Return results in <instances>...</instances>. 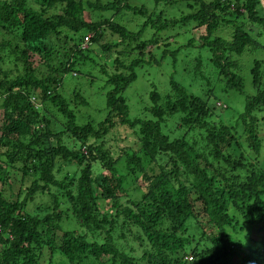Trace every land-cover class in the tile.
<instances>
[{"label":"trees","instance_id":"1","mask_svg":"<svg viewBox=\"0 0 264 264\" xmlns=\"http://www.w3.org/2000/svg\"><path fill=\"white\" fill-rule=\"evenodd\" d=\"M128 1L0 0V52L7 51L16 72H0V184L6 179L4 166L20 173L13 200L4 199L0 191V264H40L44 248L58 253L67 264H189L192 260L191 264H264V167H257L261 141L255 128L259 121L255 114L264 113V57L253 59L247 68L251 94L244 90L237 60L247 49L264 52L252 28L264 32V0H184V14L161 22L160 14L152 19L143 6H130ZM120 11L145 18L130 42L137 41L147 26L158 32L191 25L201 31L199 41L188 39L181 47L206 49L207 57L203 60L197 54L188 59L177 78L169 77L165 93L150 86L149 106L143 109L146 117L133 119L128 118L123 92L136 78L135 69L158 64L167 54L175 62L180 46L171 52L162 50L160 60L150 56L146 63L134 60L127 67L113 60L114 71L128 74L114 72L107 77L105 116L95 126L77 125L58 91L64 76L77 71L76 60L86 59L85 53L100 40L102 27L118 32L122 41L128 36L108 20L85 22L83 14L108 12L116 17ZM224 28L228 38L214 36ZM88 34L87 47L81 49ZM151 43L135 45L139 57ZM42 66L45 71H40ZM216 92L241 97L240 112L223 104L227 111L238 113L233 126L209 122L213 108L208 96L214 102ZM71 100L86 104L78 92H72ZM49 107L62 119V130L54 128L51 119L58 120L49 114ZM168 120L176 121L180 131L198 133L206 156L188 145L184 136L171 138L163 130ZM119 126L132 133L137 149L127 147L113 159L103 143L96 142ZM235 128H241L245 150L252 156H244L240 144L233 142ZM224 149L236 153L235 160ZM210 162L238 172L225 176L226 169L214 168ZM96 167L105 172L100 179ZM61 168L72 172L57 180ZM127 180L141 185L136 186L138 198L123 203ZM36 194L46 195L49 204L29 214L26 205ZM191 194L195 198L190 201ZM100 201L110 202L109 207L99 211ZM193 202L199 204L210 233L189 231L194 227L191 220L196 221ZM63 216L71 218L78 231L62 230ZM256 226L258 237L251 239L246 230ZM128 238L143 249L140 258L129 255L130 247L126 251L116 245L115 241L128 245Z\"/></svg>","mask_w":264,"mask_h":264},{"label":"rangeland","instance_id":"2","mask_svg":"<svg viewBox=\"0 0 264 264\" xmlns=\"http://www.w3.org/2000/svg\"><path fill=\"white\" fill-rule=\"evenodd\" d=\"M184 0H129L128 4L130 6L139 7L143 6L147 13L152 14V19L156 17L157 14H160V22L163 19L170 20L176 19L181 14H184L186 11L184 9ZM115 15L110 13H102V12H86L83 14V19L85 22H94L98 23L103 20H108L110 24H116L118 28H121L128 34L127 39H121L118 36V32L110 31L105 27H102V35L100 40L97 42V45H92L88 53H85L86 59L81 62L77 59V63L75 65V69L77 71L70 72L69 75H65L61 86L59 88V93L63 96V98L68 102L71 111L73 112L74 121L77 125H82L85 123H90L92 126L96 125L100 122L105 116L106 110L104 105V97L105 93L110 89L108 85L105 84L107 77L113 75V73H121L123 75H127V70L117 69L114 71V66L112 61L117 59L124 67H127L131 61L134 60H142L144 63L148 61V57L153 56L154 59L160 60V53L162 50H167L168 52L173 51L174 49L179 48V56L176 57L175 62H172V58L170 55H166L158 64H143L142 67L136 68L134 73L136 78L129 86L124 90L123 97L125 99V103L128 108V118H145L146 113L144 112V108L149 106V101L147 98V94L151 91L150 86H153L159 94L165 93L167 91V81L169 77L172 75L177 78V75L184 69V65L186 61L192 59L197 54H200L203 60L207 57L206 49L198 48L197 46H191L189 48L181 47L184 45L188 39H193L195 42L199 41V36H201V31L192 29L193 27L187 26L186 28H167L163 31L156 32L155 29H152L150 26L145 28V31L142 32L137 41L130 42L129 38L132 34H135L142 24L145 22V18L139 15H133L131 12H119L116 17ZM158 22V21H157ZM253 28V36L258 44L264 46V32L260 31V28ZM201 30V29H200ZM220 36L224 39L229 37L227 29L224 28V31H217L214 33V36ZM70 36V34H69ZM85 36V35H84ZM90 37V34H88ZM156 37H158V41L155 42ZM6 37H3L1 40H5ZM8 40V38H7ZM151 40L153 43L151 45H147L142 49V57H139V51L135 49V45L138 44L139 41ZM119 42V43H118ZM114 44H118L116 47ZM167 44L165 48L162 46ZM67 45L70 46L71 43L67 42ZM89 45V44H88ZM102 46H109L108 51H103L101 49ZM113 46V47H112ZM86 45L81 46V49H85ZM249 48V47H248ZM255 52H249L247 49L242 55V57L238 58L242 69L241 76L244 80V90L248 94L250 92L249 89V77L247 75V68L251 65L253 59L264 57V52L260 50H254ZM183 56V57H182ZM13 62L11 56H8L7 51L0 52V72L10 71V75H15V68L12 66ZM40 71H45V68L40 67ZM1 77V76H0ZM190 78V79H189ZM188 80L192 78L189 77ZM261 82H264V77H262ZM264 85V83H263ZM202 88H204L202 86ZM206 89V88H204ZM72 92H78L83 100L86 101L85 105H80L78 103L72 104L71 95ZM199 93V92H198ZM209 97L210 106L213 108L210 111V119L209 122L217 125V123H221L224 127L233 126V121L235 119L236 113L241 111V97L233 92H227L225 94L215 93L214 98L216 100L213 101V98ZM218 100V101H217ZM208 101V102H209ZM226 104L229 109H236L235 112L227 111L224 108ZM50 112V115L56 116L58 121L54 122V128L59 131L61 129L62 119L58 117L53 109L50 107L47 108ZM47 115V114H46ZM48 117V115H47ZM255 117L259 120L256 123L257 134L261 141V148L259 151V155L257 156V167H264V113H256ZM60 121V122H59ZM176 121L168 120L164 124V131L169 134L171 138H176L179 136H184V141L188 145H192L193 149L206 156L205 144L204 140L198 133H192L191 131L185 133L184 130L176 129ZM231 134H233V142L236 139V142L240 144L241 151L244 150V156H252L245 150L246 145L244 141V135L242 134L241 128H235L231 130ZM63 143H66L65 137H62ZM135 139L132 133L126 129L125 127H117L112 129L105 137H103L98 143H103L102 148L107 149L109 151L110 156L114 159L117 155L120 154L122 150L127 147H131L130 149L136 150L137 145H134ZM232 142V143H233ZM234 149V148H233ZM225 154L230 155L231 157L236 158V153H232L231 150H222ZM210 158H208L209 160ZM214 168L219 167L220 169H226L222 164L215 165L213 162H210ZM200 165L203 166V161L200 162ZM5 167L6 171V181L0 184V191L4 199L13 200L17 193V190L20 186V173L16 169ZM98 174L96 177L98 179L101 178L102 175L105 174L104 171L99 170V167H96ZM222 169V170H223ZM228 173L225 176H234L235 172H231L229 169H226ZM68 171L66 168H61L58 174H55L57 180H59L64 172ZM72 172V170L68 171ZM131 181L127 180L125 184V188L128 194H125V198L121 199L123 203L127 200V198L137 199L139 193L137 191L138 184H132ZM28 182L24 181L23 185H27ZM52 193H56L57 191L53 188L50 189ZM195 196L192 194L189 196V200H194ZM45 204H49V199L45 195L36 194L30 203L26 205V212L29 214L39 213L41 207L45 206ZM110 202L108 201H100L98 202V207L100 210H105L109 207ZM193 212L195 215L196 221H192L194 227L190 226L189 231L200 234L201 232L204 234H208L212 231V228L206 224V220L204 215L201 213L200 206L197 202L192 203ZM69 221V222H65ZM62 230H77L76 225L73 220L69 217L63 216L61 222ZM199 229V230H197ZM257 226L254 228H250L246 230L248 236H251V239H257L258 235L256 232ZM78 231V230H77ZM82 233V231H80ZM60 233H57L59 236ZM131 238H128V245L122 243V241H115L116 245H120L126 251H128V247L131 248L132 252L129 255L134 256L136 258H140L142 253V248L137 247V243H131ZM122 243V244H121ZM193 262L190 261L189 264ZM40 264H67L65 259L60 256L58 253L51 254L48 249L42 250V258L40 259Z\"/></svg>","mask_w":264,"mask_h":264},{"label":"built area","instance_id":"3","mask_svg":"<svg viewBox=\"0 0 264 264\" xmlns=\"http://www.w3.org/2000/svg\"><path fill=\"white\" fill-rule=\"evenodd\" d=\"M88 37H89V36H85V37L83 38L82 46H83V45H86L87 40H88ZM30 101H31V102H34L33 98H31ZM186 260H187V261H190V260H191V257H187Z\"/></svg>","mask_w":264,"mask_h":264}]
</instances>
